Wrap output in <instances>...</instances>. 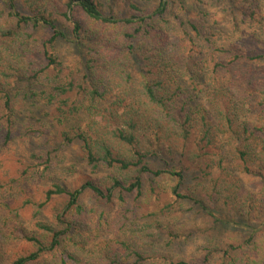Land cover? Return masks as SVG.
Returning a JSON list of instances; mask_svg holds the SVG:
<instances>
[{"label": "trees", "instance_id": "1", "mask_svg": "<svg viewBox=\"0 0 264 264\" xmlns=\"http://www.w3.org/2000/svg\"><path fill=\"white\" fill-rule=\"evenodd\" d=\"M21 1L0 3L2 144L10 143L13 128L12 98L19 90L8 89L13 79L28 85L25 99L35 97L53 107L50 116L58 124L83 116L82 127L62 130L63 146L78 143L89 166L108 168L109 174L106 186L86 179L75 190L59 184L45 189L42 201L34 203L37 211L55 196L67 200L54 214V225L37 221L34 231L13 220L16 209L0 203V264H54L57 255L59 264H264V238L256 233L224 248L211 246L188 261L147 250L161 233L125 217L111 219L113 235L95 242L93 231L101 230L104 211L98 208L94 222L96 209L86 210L79 201L87 190L97 202L117 198L124 205L126 196L140 197L153 179L168 176L175 179L169 193L176 203L193 200L205 211L203 203L218 199L250 211L256 203L263 209L258 217L264 218V125L250 120L253 115L264 119V44L248 49L242 38L230 42L211 19L218 15L242 34V23H260L258 0H244L243 8L238 0H142L154 4L130 2L129 12L117 15L110 3L103 10L111 0H64L61 12L51 0ZM76 9L84 17H77ZM167 16L177 22L170 25ZM42 25L50 34L31 40V30ZM260 32L248 34L263 41ZM223 36L229 43L217 42ZM60 41L82 49L66 75H60ZM40 80L51 86L36 90L33 85ZM240 173L255 178L257 193L243 188L236 177ZM190 175L204 179L198 183L201 191L183 189ZM4 186L0 182V191ZM26 202L33 204L29 198ZM176 238L177 231L168 229L164 247ZM10 242L28 249L10 258Z\"/></svg>", "mask_w": 264, "mask_h": 264}, {"label": "rangeland", "instance_id": "2", "mask_svg": "<svg viewBox=\"0 0 264 264\" xmlns=\"http://www.w3.org/2000/svg\"><path fill=\"white\" fill-rule=\"evenodd\" d=\"M18 1L22 2L21 0ZM51 1L52 6L55 5L58 11L61 12L64 0ZM130 2L141 7H151L154 4V2L142 0H111L110 2H104L103 10L110 3L115 15L125 14L129 12ZM0 3H2V0H0ZM238 4L242 6L241 8L246 6L244 0H238ZM258 4H260V10L256 13V17L260 20V23L258 21L242 23L239 27L242 34L233 32V27L223 19L221 20L218 15L213 14L215 16H212L211 19L218 23L217 27L223 29L222 32L226 34L228 41H236L235 39L242 38L244 47L248 49L262 48L264 44V0H258ZM49 10L53 12L54 7H50ZM215 11L217 14L220 9L215 8ZM75 12L77 17H84L78 9ZM167 22L173 25L177 21L167 16ZM61 26L65 28L67 24L63 21ZM260 28V37L263 41L251 39L248 33L258 32ZM48 34H50L49 30L43 25L33 28L31 30V40L39 42ZM226 39L223 36L217 42L227 44L229 42L225 41ZM56 51L62 62L59 66V69H62L60 75H66L73 71L82 49L71 42L60 41L56 45ZM37 55L36 66H40L43 61L41 56ZM51 72L52 70L48 71V73ZM10 82L11 87H8V89L19 90H17V94H13L12 98L13 128L8 145L2 144L3 129L0 128V182L5 183L4 188L0 191V203H7L8 206L16 209V215H12L13 220L15 222L21 221L27 230L34 231V224L37 221L54 225V214L61 209L63 202L67 200L64 196H55L37 211L34 203L42 201L45 189L50 188L52 184H59L67 190H75L86 179L106 186L105 179L109 174V169L105 167L92 169L83 156L78 143L75 142L69 147L63 146L61 140L62 130L75 129V127L78 128V126L84 125L83 116L58 124L50 116L53 107L46 105L42 100H36L35 97L25 99V83L18 82L17 84L13 79ZM50 86L46 80H40L33 85V88L40 90ZM29 87L32 88V86ZM4 110L0 97V112ZM250 120L252 123L264 125V119L259 116L253 115ZM41 130H43V133L39 132ZM48 152H50V162L46 160ZM153 164L157 168L161 166L159 161H155ZM48 165L50 167L46 168ZM187 165L193 167L192 164L188 163ZM30 171H33V173ZM236 177L241 180L245 190H251L254 194L259 191L255 178L246 177L241 173ZM199 181L204 182V179L198 180L195 175H190L183 189L191 194L195 190L201 191L202 186L198 184ZM173 183H175L173 177H157L145 186L140 197H135L134 193L126 196L124 205L120 204L117 198L111 203H105L102 200L97 202L89 191L84 190L79 201L86 205V210L89 207L96 209V212L91 214L92 221L96 222V219H99L98 208L104 211L105 216L100 222L101 230L93 231L94 241L100 242L105 237L113 235L114 226L111 225V219L114 217L117 219L125 217V219L133 221L135 224H139L141 229L146 228L148 225L151 230L153 228L154 233L160 232L161 237L157 244L152 248L148 247L147 250L157 253L165 252L172 258L176 259L178 257L187 261L201 258L207 249H211V246L220 249L230 243L245 241L252 233H256L262 239L264 238V218L258 217L263 209L259 204L254 203L253 209L250 211L245 206H240L238 202L237 204L229 202L224 205L218 199L212 205L208 202L203 203L207 208V211H205L193 200L176 203L174 196L172 197L169 193V186ZM28 198L33 201V204L22 203V200ZM169 204L173 206L169 207L168 211L163 210ZM105 211L109 216H106ZM105 221L109 224H105ZM91 227L96 228L95 225H91ZM168 229L177 231L180 238H176L169 248H165L164 244L167 241ZM109 230L112 231L108 232ZM27 249V245L10 242L7 246V255L11 258L15 253H21ZM54 264H59L58 255L54 258Z\"/></svg>", "mask_w": 264, "mask_h": 264}]
</instances>
